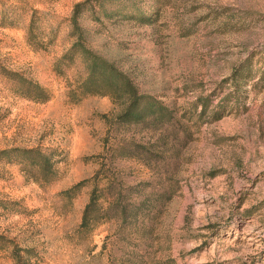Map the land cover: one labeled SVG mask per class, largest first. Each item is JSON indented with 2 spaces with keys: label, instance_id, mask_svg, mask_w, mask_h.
<instances>
[{
  "label": "rangeland",
  "instance_id": "rangeland-1",
  "mask_svg": "<svg viewBox=\"0 0 264 264\" xmlns=\"http://www.w3.org/2000/svg\"><path fill=\"white\" fill-rule=\"evenodd\" d=\"M82 1L0 0V235L31 264H264V0H143L152 23L80 20L167 123L120 122L123 106L83 94L80 58L62 60ZM28 150L51 156L50 181Z\"/></svg>",
  "mask_w": 264,
  "mask_h": 264
},
{
  "label": "trees",
  "instance_id": "trees-1",
  "mask_svg": "<svg viewBox=\"0 0 264 264\" xmlns=\"http://www.w3.org/2000/svg\"><path fill=\"white\" fill-rule=\"evenodd\" d=\"M143 0H84L74 6L71 17L72 36L75 42L72 47L65 53L62 60H74L80 58L87 72L86 79L80 85L83 94L109 96L115 102L123 106V111L119 115L118 120L123 123H141L147 119H154L159 123H167L173 120V113L163 102L153 96L143 94L135 85L133 80L123 71H121L113 62L104 58L102 55L93 51L86 45V29L80 25L83 17H88L92 21L102 22V20L110 21H131L138 23H152L153 17L148 15V10L142 3ZM35 29V20L29 28V40H33V32ZM243 68V67H241ZM234 70L232 82L238 85L237 78H241L243 69ZM240 74V75H239ZM14 80L21 87V94L35 102H46L50 100L48 91L42 86L32 81L14 74ZM203 108L200 116L208 113L209 103L199 101ZM196 107V103H195ZM214 120L218 119V112L211 113ZM5 152L4 154H8ZM25 154H36L37 160H33L31 164L37 165L42 169L40 179L50 181L54 176L51 156L40 150H28ZM25 161V160H24ZM37 179V180H40ZM97 192H93L89 204L86 207L82 227L88 226V221L98 206ZM127 209L121 210L124 216ZM11 248V257L14 264H31L33 253L31 249H23L11 240L0 235V250ZM172 260H161L154 264H173Z\"/></svg>",
  "mask_w": 264,
  "mask_h": 264
}]
</instances>
